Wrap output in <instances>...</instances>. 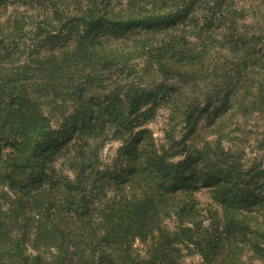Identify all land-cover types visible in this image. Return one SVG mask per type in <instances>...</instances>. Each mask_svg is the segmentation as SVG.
Wrapping results in <instances>:
<instances>
[{
    "label": "trees",
    "instance_id": "obj_1",
    "mask_svg": "<svg viewBox=\"0 0 264 264\" xmlns=\"http://www.w3.org/2000/svg\"><path fill=\"white\" fill-rule=\"evenodd\" d=\"M255 13L238 0H0V264L264 261ZM160 107L166 146L144 126ZM201 129L214 138L199 148ZM109 140L122 145L105 161ZM248 140L253 158L225 144Z\"/></svg>",
    "mask_w": 264,
    "mask_h": 264
},
{
    "label": "rangeland",
    "instance_id": "obj_2",
    "mask_svg": "<svg viewBox=\"0 0 264 264\" xmlns=\"http://www.w3.org/2000/svg\"><path fill=\"white\" fill-rule=\"evenodd\" d=\"M238 3H243L246 7H248L249 9H253L257 13V14L255 13V16L252 18V20H250V22L254 24L253 26L255 27V29L258 28L256 26V23L257 25L264 27V0H238ZM169 112H170L169 109L166 107L158 108L154 117L150 118L144 125L146 128H149L152 131L153 137L155 139V143L158 146L166 144L165 130L168 127ZM205 120L206 118L204 119V121ZM263 128H264V119H259L258 120L259 131L263 130ZM179 131L181 132L177 134L178 136L182 135L184 129L182 130L180 129ZM209 135L210 134L209 133L207 134V131L205 132V130L201 129L199 131V135H198L199 137L197 136L195 141H193L194 145L199 148L203 147L205 140L207 139L211 140L214 138V136H209ZM253 142H254L253 140H248V142L246 143H239V141H237L236 143H232L231 141H229V142H225V144L227 146H232L233 149H239L244 147V149L248 153L247 156H249V158H253L255 156L256 151H251L249 146V143H253ZM121 145L122 142L120 140H109L105 144L101 152L102 158L105 161H110L113 158V156L116 154V151ZM257 152L261 153V151H257ZM195 194L202 205L213 202L211 194L208 188L206 187H202L201 189L196 191ZM183 260L187 264H201L202 262V258L198 253H192V254L185 253ZM247 264H264V261L256 260L253 263H247Z\"/></svg>",
    "mask_w": 264,
    "mask_h": 264
}]
</instances>
